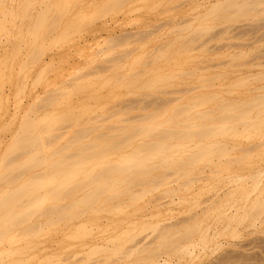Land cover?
<instances>
[{
    "label": "rangeland",
    "instance_id": "1",
    "mask_svg": "<svg viewBox=\"0 0 264 264\" xmlns=\"http://www.w3.org/2000/svg\"><path fill=\"white\" fill-rule=\"evenodd\" d=\"M116 1L4 0L0 5L12 11L0 31V165L24 158L13 146L26 120L45 124L72 110L79 121L58 126L60 145L84 124L97 123L90 139L111 132L105 126L112 122H133L141 107L148 112L155 106L143 94L168 99L169 108L207 94L212 99L202 107L205 113L220 103L264 96V0ZM40 12L47 22L53 20L50 34L46 21L34 32ZM51 98L56 99L52 104ZM248 120L247 126L259 123L248 136L240 130L233 139L218 138L231 147L226 164L225 158L199 163L191 182L171 177L167 186L135 204L118 194L101 205L122 198L120 211H88L79 219L83 229L76 228V221L59 222L43 225L33 236H19L21 259L27 264H264V206L260 217L245 219L264 203V112ZM166 188L171 193L164 194ZM195 222L200 232L188 246L165 248L164 228L184 235ZM132 237L137 246L132 247ZM95 244L105 245L107 252L91 254ZM114 247L119 252L113 256L108 250Z\"/></svg>",
    "mask_w": 264,
    "mask_h": 264
},
{
    "label": "bare ground",
    "instance_id": "2",
    "mask_svg": "<svg viewBox=\"0 0 264 264\" xmlns=\"http://www.w3.org/2000/svg\"><path fill=\"white\" fill-rule=\"evenodd\" d=\"M120 1L117 0L116 3ZM3 2L4 0H0V5ZM10 14L12 11H3L0 7V31L5 29V17ZM44 18L46 16L44 17L42 12L35 16L33 22L35 33L46 25ZM50 22H47L49 34L55 30L53 20ZM70 26L67 28H71ZM66 30H63V33ZM70 32L66 34L69 35ZM40 51L42 52L41 49ZM31 59L33 60L32 56L30 62ZM162 81L164 78H160L158 82ZM123 85H126L125 82ZM147 87L149 89V86ZM143 95L150 98L148 100L144 97L142 99L144 102L148 100L155 105L150 111L145 112L147 108L141 107L142 113L135 118L136 120L131 117L133 122H127L125 125L112 122L105 126L109 131L112 130L111 132H97L90 139H88L92 131L90 129H95L97 123L95 125L89 123L90 126L84 124L86 126L84 128L82 125V128L75 131L63 144H56L62 133L58 131L60 128L57 130L58 126L66 123L73 125L79 121V116H75L72 110L63 114L55 113L56 117H52L50 122L45 124L36 119L24 122V129L15 136L13 146V150H21L20 155L24 158L17 164H10L9 160L0 165V264H27V259L25 261V258L20 257L21 250L16 246L17 238L33 236L43 225L59 222L71 225L76 221V228L83 229L84 224L79 219L88 211H120L122 198L107 207L101 205L102 202L116 199L118 194L126 195V199L135 204L159 186H167L171 182L169 181L171 177H175V180L185 179V183L191 182L190 174L197 164L213 160L223 161L224 158L230 157L228 155L231 147L228 148L221 139L219 141V137L235 136L240 130L247 134L252 128H259L257 125L259 123L253 126L250 123L247 126L246 121L252 115L257 116L264 112L263 93L260 97L258 95L239 103H220L214 110L206 113L202 111V107L212 99L211 96H206L207 94L190 98L185 104L170 108L166 102L168 99L165 101L153 94ZM52 99L49 100L51 104L56 101L55 98ZM134 140L137 141L132 144ZM125 148L130 150L125 152ZM182 153L186 154L181 156ZM228 158L224 159L225 164L231 159ZM37 168L41 170L34 172L35 174L29 173L22 179L24 173ZM156 171L158 172L154 173ZM135 187L139 189L132 190ZM170 190L166 188L164 194L171 193ZM77 193H80L79 196L74 198ZM68 196L72 198L70 201L60 203ZM46 202L49 205L40 208L41 204ZM262 206L264 203L256 206L254 212L247 214L245 219L250 221L260 217ZM187 228L188 231L184 235L177 234V231L169 232L164 228L160 236L165 240V248L180 249L191 241L194 233L200 232L196 222L189 224ZM129 241L133 243L132 247L139 242L135 237ZM104 246L95 244L89 247V251L91 254L107 252ZM136 250L137 253L145 251L144 248ZM108 252L113 256L118 255L119 249L109 248ZM153 257L145 256L150 259ZM99 261L100 259L96 263Z\"/></svg>",
    "mask_w": 264,
    "mask_h": 264
}]
</instances>
